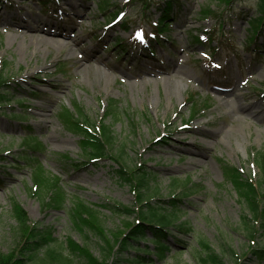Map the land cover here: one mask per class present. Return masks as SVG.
<instances>
[{"label": "rangeland", "instance_id": "1", "mask_svg": "<svg viewBox=\"0 0 264 264\" xmlns=\"http://www.w3.org/2000/svg\"><path fill=\"white\" fill-rule=\"evenodd\" d=\"M5 1L21 7L19 13L16 11L19 20L34 16L57 22L71 28L73 40L61 52L49 47L38 53L31 45L23 57L18 48L23 36L5 29L21 24L0 19V76L11 84L9 101L0 103V253H10L19 245V221L12 211V199L32 221L52 228L56 239L52 246L62 247L64 253L69 252L71 239L93 256L102 257L105 253L100 244H115L119 234L136 223L134 216L123 217L103 207L106 202L137 203L133 186L113 173L118 164L112 159L87 161L79 136L61 122V111L74 110L77 102L89 119L110 127L117 147L126 144L120 162L128 170L150 172L149 186L158 190L152 203L174 200L180 221L190 229L178 232L171 228L166 241L170 249L164 259L150 254L154 264H195L193 254L202 238L230 264L231 256L224 250L234 252L236 263L259 264L250 259L251 248L264 247V233L258 229L253 239L249 236L244 217L251 225L256 226V222L235 188L225 180L223 162L237 166L253 181L260 179L258 155L264 152V112L260 111L264 110V27L255 31L251 21H264L261 0L0 3ZM168 1L169 18L164 21ZM68 2L77 5L80 13L71 12ZM106 4L109 6L104 11L102 6ZM204 9L213 12L204 15ZM65 10L70 13L69 21ZM196 36L200 43L195 41ZM11 37L16 40L12 42ZM70 52L98 57L99 62L77 65ZM49 61L50 65L43 66ZM30 66L35 68L28 70ZM178 68L186 72V77H173L174 85H166L165 76ZM88 69L92 71L90 76L85 72ZM142 69L140 76L137 71ZM97 71L102 74L99 78ZM209 77L229 81L231 90L218 95L208 84ZM111 99L118 101V115L106 117ZM248 102L261 115L240 108L241 103ZM42 117L45 120L40 122ZM205 130L215 133L192 139ZM28 134L41 142L42 150L34 156L44 168L30 167L20 157ZM200 151L203 154H195ZM193 159L198 162L191 163ZM39 175L58 177L66 193L61 207L44 206L43 198L50 195L47 188L42 190L43 198L32 192L33 177ZM78 199L96 209L103 240L93 231L86 238L72 226L68 208ZM263 204L264 197L259 205ZM148 238L153 235L148 233ZM139 247L152 252L156 249L150 240L140 241ZM130 251L136 256L137 249ZM75 264L85 263L77 257Z\"/></svg>", "mask_w": 264, "mask_h": 264}, {"label": "trees", "instance_id": "2", "mask_svg": "<svg viewBox=\"0 0 264 264\" xmlns=\"http://www.w3.org/2000/svg\"><path fill=\"white\" fill-rule=\"evenodd\" d=\"M224 1L232 2V0ZM169 4V1L166 2V8L163 10L164 21L169 18ZM107 7V5L103 6V10ZM260 10L264 12V0H261ZM211 11L212 9H204L202 13L207 15L213 12ZM251 25L257 31L258 28L264 27V21L262 18L252 20ZM195 41L200 43L201 39L196 36ZM118 47L125 49L121 43ZM10 88L11 84L7 79L0 76V103L9 101L7 94ZM34 97L36 96L34 95ZM105 115L106 117L118 115L117 100L111 99L109 101ZM60 119L66 129L79 136L81 149L87 161L99 163L112 159L118 164L113 173L120 181L133 186L137 203L125 205L117 202H106L103 207L123 217L134 216L136 223L128 226L126 231L121 232L115 244L108 247L105 244H100L105 253L102 257L93 256L90 250L79 246L71 239L69 240L70 250L68 253H64L62 247L59 249L52 246V243L56 241L52 228L43 226L38 221H32L19 202L12 199V211L19 221L17 232L20 235L17 237L19 245L10 253H0V264H75L77 257H80L85 264H154L153 259L149 258L152 253L159 259H164L166 251L170 249L166 242L169 237V230L175 228L178 232L190 231L186 223L180 221L177 215V203L174 200L167 201V204L165 202L152 203V197L158 190H152L149 186L150 172L141 169L128 170L120 162L125 155L126 144L122 143L117 147L118 141L110 127L99 125V123L89 119L79 103L75 102L74 110L64 108L60 113ZM23 146L25 148L20 152V157L24 158L30 167L38 165V168H44L38 158L34 156L42 150L41 142L34 138V135L28 134L24 138ZM64 161L66 162L65 158ZM258 163L261 176L258 181H253L252 176L245 175L237 166L223 162L225 180L235 188L241 200L246 204L250 217H254L252 221L256 222V226L251 225L244 217L243 223L252 239L257 234L258 229L264 233V204L263 206L259 205L261 198L264 197V190L262 189L264 188V152L258 155ZM43 179L46 181L45 184L42 182ZM33 180L35 184L32 188L33 193L41 198H43L41 195L43 189L47 188L50 193L43 198L44 206L61 207L65 203L66 193L64 187L59 183L58 177L51 178L46 175H39V177H33ZM187 189L188 187H185L184 191ZM68 214L72 226L86 238L88 233L93 231L103 240L104 231L100 229L99 222H97L98 213L96 209L78 199L68 208ZM148 233H151L153 238H148ZM142 240H150L155 244L156 249L153 252L148 248L141 249L139 246ZM109 242L111 243V241ZM252 242L253 245L256 244L253 240ZM131 249H137L136 256L133 257ZM251 249L250 259L259 264L263 263L264 247L256 245L252 246ZM224 252L231 256V264H244V262L239 263L240 260L236 263L235 257H232L234 252L230 253L229 250H224ZM193 260L195 264H230L226 262L224 255L218 253L203 238L200 239L199 246L195 249Z\"/></svg>", "mask_w": 264, "mask_h": 264}, {"label": "bare ground", "instance_id": "3", "mask_svg": "<svg viewBox=\"0 0 264 264\" xmlns=\"http://www.w3.org/2000/svg\"><path fill=\"white\" fill-rule=\"evenodd\" d=\"M8 5L10 7H8ZM13 5L12 1H5V3H0V19L3 22H9V21H18L21 25L19 26H7L5 27V29L7 31H9L11 34L14 35H22L23 39L21 41H19L18 44V48L21 50V54L23 55V57H26L28 55L29 52V47L31 45H34L35 48L38 50L37 52L40 53L41 51H46L49 47L53 48L56 52H61L63 50V48H65V46L67 45V43L69 41L73 40L72 37V32H70L71 28H66L65 25H58L57 22L53 23L52 21L49 22L46 21L47 19L41 18V17H27V16H23L21 20H19V16H16L17 13H19V10H21V7H17V5L11 6ZM68 5L70 7V11L75 13V14H79L80 13V8L75 5L74 3H70L68 2ZM60 6V4H59ZM2 7V8H1ZM4 8H6L7 10H4ZM17 11V13H16ZM65 12V16L66 19L69 21L70 20V16H69V12L66 13ZM63 15V16H64ZM64 16V17H65ZM41 21H46V22H41ZM56 21V20H55ZM38 22V23H37ZM6 24V23H5ZM10 40L12 42H14L16 40V37H11ZM26 41H28V43H26ZM72 58L74 59V62L77 65H85V64H91V63H97L99 62L98 57H90V55L88 54H80V56H75L74 54H72V52H70ZM91 58V59H90ZM52 63V61L47 62L45 65H50ZM35 67H31L28 69H34ZM29 72V71H28ZM87 75L90 76L91 74V69H88L87 71ZM139 72L140 76L143 72V69L141 71H137ZM152 73V72H151ZM224 74V72H222ZM231 73H233L231 71ZM239 74V72H238ZM96 75L98 76V78L100 76H102V74L97 71ZM218 75V74H217ZM104 76V75H103ZM145 76V75H144ZM186 77V72L184 70H182V68H178L175 72L169 73L167 74L166 77V85L167 84H171L172 86L174 85L172 78L173 77ZM93 80V78H91ZM94 81V80H93ZM238 81V80H237ZM236 81V83H237ZM149 82V81H148ZM208 84L211 83L212 88L214 90L215 93H217L218 95H223L222 93L228 92L229 90H231V86H229V81L225 80V81H215L214 79H211L210 77L208 78ZM142 83L147 84L146 80L142 79ZM235 83V85H236ZM234 90V89H233ZM167 94L168 96H172V92L170 90V88H168L167 90ZM241 99H244V97L242 96ZM41 106V105H40ZM240 108L241 109H248L250 111V113L252 114H260L262 112H264V110H260L256 107H252L249 102L248 103H241L240 104ZM44 115V114H43ZM45 120L44 117L40 118V122H43ZM199 130H202V126H198ZM215 131L212 130H205L204 132H201V134H197L195 135L192 139H194L195 141L200 137H211L212 134H214ZM202 137V138H203ZM195 154H203L201 151L200 152H196ZM198 162L197 159H193L191 161V163L196 164Z\"/></svg>", "mask_w": 264, "mask_h": 264}]
</instances>
